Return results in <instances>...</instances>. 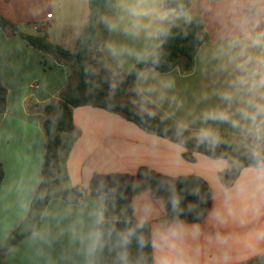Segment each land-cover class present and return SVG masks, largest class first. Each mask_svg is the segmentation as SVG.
I'll list each match as a JSON object with an SVG mask.
<instances>
[{
    "label": "crops",
    "instance_id": "0c3cea01",
    "mask_svg": "<svg viewBox=\"0 0 264 264\" xmlns=\"http://www.w3.org/2000/svg\"><path fill=\"white\" fill-rule=\"evenodd\" d=\"M190 1L189 11L192 16L203 17L208 34L196 54L194 67L188 73H182L179 68L169 72L152 67L144 70L148 73L147 82L156 85L153 97L160 94L166 97L162 102L157 100L159 107L149 103L146 108L155 107V117L159 119L165 112L171 113L165 120L175 123L198 116L208 107L224 106L215 93L227 88L232 79L231 65L225 70L227 57L219 53L224 37L233 27L231 0ZM49 13L51 18L47 17ZM89 13V0H0V14L18 23L22 31L46 35L51 42L70 51H74L88 24ZM119 14L115 8L112 18ZM112 45L139 51L145 47V41L126 36L122 30L109 32L103 56L113 76L120 78L138 61L127 52L113 54ZM0 78L8 91L7 109L0 112V160L5 171L0 183L1 244L26 217L31 198L42 180L46 142L41 124L46 116L43 105L76 85L78 70L72 58L60 61L56 55L39 50L20 35L0 27ZM168 80L174 81L171 89L163 87ZM143 83L136 78L126 91V98L139 107L141 98L135 89ZM205 95L207 99L203 98ZM72 122L71 130L61 132L59 181L65 187L81 185L83 194L73 203L60 197L51 198L45 209L58 213L70 209L72 214L67 217L41 215L39 229L50 230V244L34 241L32 233L2 253V264H69L62 258L68 247L66 230L77 220L82 205L90 208L97 198L89 189L93 175L133 174V186L138 185L132 189L133 198L146 190L151 192L149 180L137 176L141 166L170 176L196 174L212 187V206L206 217L200 222H186L200 226L199 240L187 241L197 264H264V242L253 239L257 231L264 230V196H236V184L248 179L243 169L226 185L222 174L229 169V160L213 158L182 142L146 131L125 116L103 107H73ZM199 126V123L193 125L190 131ZM212 126L241 144L240 134L228 125ZM213 209L223 213L224 223L214 219ZM160 218L170 220L167 213ZM217 234L227 238L224 245L215 243Z\"/></svg>",
    "mask_w": 264,
    "mask_h": 264
},
{
    "label": "clouds",
    "instance_id": "9594fccd",
    "mask_svg": "<svg viewBox=\"0 0 264 264\" xmlns=\"http://www.w3.org/2000/svg\"><path fill=\"white\" fill-rule=\"evenodd\" d=\"M114 7L120 14L106 20L109 31L122 30L133 39L143 38L145 47L137 51L127 46L117 48L112 45L113 54L127 52L138 62L154 66L160 63L158 49L170 36L172 28L178 26L179 21L188 24L193 20L192 13L182 0L174 5L169 0H115ZM230 13L233 27L224 37L219 53L227 57L224 69L231 65L232 79L227 88L215 93L224 106L208 107L198 116L178 120L176 135L183 137L184 132H189L197 147L204 145L214 151L228 141L213 124H226L236 130L240 134L243 156L248 164L244 166L239 160L236 162L248 179L236 184L235 194L239 198L264 196V0H231ZM157 41L159 43H154ZM137 78L144 81L135 89L141 98L138 114L143 119V113L147 111L149 117L155 118V107L147 109L146 105L152 103L159 107L157 100L162 102L166 97L163 94L153 97L156 85L147 82V72L137 73ZM163 87L173 88L174 81H165ZM203 98L208 97L205 95ZM171 115L165 112L161 121ZM197 123L200 126L190 131ZM164 131L167 132V129ZM136 187L138 185H134L133 189ZM166 190L169 193L166 199L155 197L146 190L134 196L127 206L112 216L106 215L110 202L108 195L100 192L90 208L87 204L82 205L83 210L78 212L77 220L66 230L68 247L62 258L69 264H77V260L79 264H102L107 251L113 255L112 264H197L187 241L199 240L200 226L189 225L179 216L185 211L198 215V203L189 202L186 207H181L185 197L173 187ZM187 195L196 197L198 202L201 200L199 189L189 190ZM228 196L231 199V192ZM40 198L43 199L44 194ZM111 203L115 213V203ZM169 210L172 219H161V215ZM129 211L131 215H128ZM71 214L70 209L63 213L45 209L41 213L42 217H67ZM212 216L218 223H224V215L219 210L213 209ZM117 224L124 227L118 229ZM31 239L50 244L51 232L48 228L36 230ZM226 239L217 234L215 243L224 245ZM253 239L258 243L264 242V230L257 231ZM133 243L136 246L135 254L132 251ZM146 248L151 249L150 255L145 252Z\"/></svg>",
    "mask_w": 264,
    "mask_h": 264
},
{
    "label": "trees",
    "instance_id": "16d2710c",
    "mask_svg": "<svg viewBox=\"0 0 264 264\" xmlns=\"http://www.w3.org/2000/svg\"><path fill=\"white\" fill-rule=\"evenodd\" d=\"M178 0H169L170 4H175ZM183 4L189 8L191 1L182 0ZM115 0H89L88 24L78 39L74 51L67 50L58 44L51 42L46 35H33L20 29L18 23L0 14V27L9 33L20 35L32 46L44 52L52 53L60 61L72 58L73 66L78 70V81L73 87H68L51 102L43 105L45 118L41 124L46 133L45 154L42 161V180L34 192L26 217L16 226L5 241L0 244V264H2V253L9 250L25 237L38 230L41 226V213L44 211L48 201L54 197H60L69 203L78 201L83 194L84 188L81 185L65 187L59 181L60 163L59 150L61 147V132L71 130L72 108L81 105H92L103 107L107 110L117 112L132 120L146 131L156 135L169 138L176 142H182L193 150L205 153L213 158H224L229 160V169L222 174L223 181L229 185L234 177L242 169L237 164L239 160L247 166L248 160L243 156L244 148L230 139L226 134L221 135L228 141L227 144L210 151L206 146H196L195 140L190 138L189 132H184L183 137L176 135V123L155 117H149L147 111L143 113V119L138 114L139 106L126 98V91L136 80L137 73L154 68L160 72H169L179 68L182 73L192 70L195 63L196 54L201 45L208 39V34L204 27V19L200 15H193L191 23L178 24L172 28L171 34L160 45L158 52L160 63L152 65L150 63H136L128 73L121 74L120 78H115L108 66V62L103 56V48L109 37V28L106 20L112 18L115 12ZM8 91L0 78V112L7 109ZM53 114L54 116L52 117ZM167 129V132L164 130ZM186 138V139H185ZM188 158L192 156L186 154ZM4 165L0 160V183L4 178ZM137 176L148 179L151 187V194L155 197L167 198L168 187H173L177 193L185 197L181 201V207H186L189 202L198 203V215L185 211L179 216L185 222L202 221L212 206V187L203 177L191 174L170 176L141 166L137 171ZM135 176L130 173H95L90 181L89 189L92 195L98 196L100 192L106 193L109 198L108 216L118 214L120 209L127 206L132 200V189ZM192 189H199L201 200L187 195ZM44 198L41 199V195ZM123 197V198H121ZM112 201L115 203V213L112 211ZM128 215H131L129 211ZM168 218L172 219V213L167 212ZM116 227L123 228V224ZM148 229H145L147 235ZM133 254L136 246L133 243ZM145 252L151 254V249L146 248ZM113 255L105 251L102 264H112ZM262 264V263H257Z\"/></svg>",
    "mask_w": 264,
    "mask_h": 264
},
{
    "label": "built area",
    "instance_id": "2783aa9c",
    "mask_svg": "<svg viewBox=\"0 0 264 264\" xmlns=\"http://www.w3.org/2000/svg\"><path fill=\"white\" fill-rule=\"evenodd\" d=\"M47 17H48V18H51V17H52V13H49V14L47 15Z\"/></svg>",
    "mask_w": 264,
    "mask_h": 264
},
{
    "label": "rangeland",
    "instance_id": "374dc122",
    "mask_svg": "<svg viewBox=\"0 0 264 264\" xmlns=\"http://www.w3.org/2000/svg\"><path fill=\"white\" fill-rule=\"evenodd\" d=\"M239 144V143H238ZM239 145H241V144H239Z\"/></svg>",
    "mask_w": 264,
    "mask_h": 264
}]
</instances>
